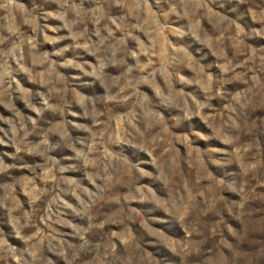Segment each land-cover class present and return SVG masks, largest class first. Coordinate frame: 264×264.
Returning a JSON list of instances; mask_svg holds the SVG:
<instances>
[{"label": "rangeland", "instance_id": "rangeland-1", "mask_svg": "<svg viewBox=\"0 0 264 264\" xmlns=\"http://www.w3.org/2000/svg\"><path fill=\"white\" fill-rule=\"evenodd\" d=\"M0 264H264V0H0Z\"/></svg>", "mask_w": 264, "mask_h": 264}]
</instances>
